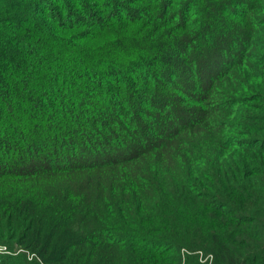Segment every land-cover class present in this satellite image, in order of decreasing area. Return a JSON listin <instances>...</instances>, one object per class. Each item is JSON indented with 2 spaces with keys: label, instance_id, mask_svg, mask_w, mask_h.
Wrapping results in <instances>:
<instances>
[{
  "label": "trees",
  "instance_id": "1",
  "mask_svg": "<svg viewBox=\"0 0 264 264\" xmlns=\"http://www.w3.org/2000/svg\"><path fill=\"white\" fill-rule=\"evenodd\" d=\"M0 264H264V0H0Z\"/></svg>",
  "mask_w": 264,
  "mask_h": 264
},
{
  "label": "rangeland",
  "instance_id": "2",
  "mask_svg": "<svg viewBox=\"0 0 264 264\" xmlns=\"http://www.w3.org/2000/svg\"><path fill=\"white\" fill-rule=\"evenodd\" d=\"M0 250H1V252H6V250L3 249V247H0Z\"/></svg>",
  "mask_w": 264,
  "mask_h": 264
},
{
  "label": "built area",
  "instance_id": "3",
  "mask_svg": "<svg viewBox=\"0 0 264 264\" xmlns=\"http://www.w3.org/2000/svg\"><path fill=\"white\" fill-rule=\"evenodd\" d=\"M3 249H5V248H3Z\"/></svg>",
  "mask_w": 264,
  "mask_h": 264
}]
</instances>
